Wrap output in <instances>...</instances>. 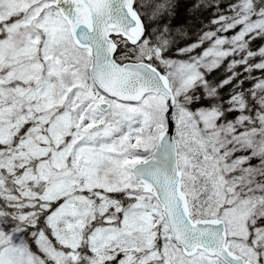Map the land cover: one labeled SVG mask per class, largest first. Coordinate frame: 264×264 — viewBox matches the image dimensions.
<instances>
[{"label": "rangeland", "instance_id": "1", "mask_svg": "<svg viewBox=\"0 0 264 264\" xmlns=\"http://www.w3.org/2000/svg\"><path fill=\"white\" fill-rule=\"evenodd\" d=\"M256 27L245 25L229 40L237 42ZM0 36V197L14 210L31 205L33 194L25 183L33 160L44 183L38 199L59 198L47 222L60 244L76 247L87 224L96 217L104 219V224L87 231L91 258L86 264H104L111 258L117 259L116 264H209L211 256L204 251L191 256L181 252L171 239L159 203L142 191L131 173L135 162L151 154L165 125V97L147 92L128 103L99 91L91 78L87 50L75 45L52 0H0ZM224 40L223 36L209 38L196 61L165 62L175 96L181 187L196 217L214 215L223 220L231 250L254 264H264V249L258 252L245 242L246 220L252 223L259 212L256 194L243 195L249 188L239 186L253 174L263 183L264 177L257 170L247 171L246 179L239 174L225 178L214 147L200 132L204 127L216 134L217 113L207 109L193 114L179 99L196 81L200 66L211 67L219 61ZM232 41L228 46L236 49ZM118 42L117 58L150 62L152 48L129 47L123 39ZM103 101L108 103L105 110L99 106ZM23 124L24 133H20ZM237 167L225 166L226 171ZM4 175L20 196L9 190ZM119 189L131 199L125 207L106 194ZM3 214L0 208V219ZM2 232L0 264H37L14 232ZM263 238L264 231L254 228L253 244H263ZM36 239L46 253L63 259V252L42 233Z\"/></svg>", "mask_w": 264, "mask_h": 264}, {"label": "trees", "instance_id": "2", "mask_svg": "<svg viewBox=\"0 0 264 264\" xmlns=\"http://www.w3.org/2000/svg\"><path fill=\"white\" fill-rule=\"evenodd\" d=\"M134 6L142 19L144 32L136 43L127 45L137 49L152 48L149 60L164 73L167 60L196 61L209 38H225L221 41L225 51L219 61L211 67L200 66L196 81L179 99L193 114L207 109L217 113V132L211 135V144L225 178L229 180L239 174L246 179L247 171L257 170L264 177V0H135ZM224 24L227 26L221 31ZM249 24L257 27L242 34L237 42L229 40ZM40 33L43 36L42 30ZM228 41H232L236 49H230ZM25 126L23 124L18 132L24 133ZM34 164L31 160L29 178L25 183L33 194L29 207L14 210L7 200L0 197V208L4 211L0 219L2 233L14 232V237L21 239L37 264H86L91 258L88 232L93 226L104 224V219L96 217L90 221L76 247L60 244L47 222V216L57 206L59 198L46 202L38 199L44 183L38 178ZM233 164L238 167L226 171L225 166ZM4 178L9 190L20 196L8 176L4 175ZM239 186L249 188L242 192L243 195L246 192L256 194L259 212L254 214L252 223L246 220L249 232L245 242L260 252L264 243L253 244L251 239L254 228L264 231V183L255 179L253 174ZM106 194L123 207L131 201L123 189ZM190 214L192 218H199L192 209ZM39 232L53 247L63 252L61 261L38 245L36 235ZM116 262V258H111L104 264Z\"/></svg>", "mask_w": 264, "mask_h": 264}, {"label": "water", "instance_id": "3", "mask_svg": "<svg viewBox=\"0 0 264 264\" xmlns=\"http://www.w3.org/2000/svg\"><path fill=\"white\" fill-rule=\"evenodd\" d=\"M66 20L74 43L87 48L91 77L106 96L135 102L147 92L165 96L166 122L157 136L151 155L132 167V174L161 205L172 239L185 255L198 249L216 255L226 264H253L226 246L225 224L220 218L205 217L192 221L186 195L181 191L177 166V147L172 117L174 96L167 77L147 59L119 62L114 53L116 35L135 43L144 28L134 9V0H53ZM105 109L108 104L100 103ZM202 134L211 137L204 129ZM209 264H221L214 258Z\"/></svg>", "mask_w": 264, "mask_h": 264}, {"label": "bare ground", "instance_id": "4", "mask_svg": "<svg viewBox=\"0 0 264 264\" xmlns=\"http://www.w3.org/2000/svg\"><path fill=\"white\" fill-rule=\"evenodd\" d=\"M17 233V232H16ZM12 238V237H11ZM87 251V250H86Z\"/></svg>", "mask_w": 264, "mask_h": 264}]
</instances>
